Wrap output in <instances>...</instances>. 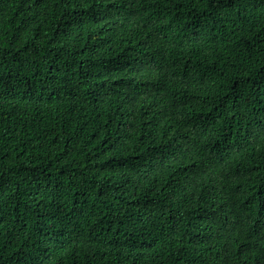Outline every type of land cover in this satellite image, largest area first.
Returning <instances> with one entry per match:
<instances>
[{"label":"trees","instance_id":"16d2710c","mask_svg":"<svg viewBox=\"0 0 264 264\" xmlns=\"http://www.w3.org/2000/svg\"><path fill=\"white\" fill-rule=\"evenodd\" d=\"M0 264H264V0H0Z\"/></svg>","mask_w":264,"mask_h":264}]
</instances>
